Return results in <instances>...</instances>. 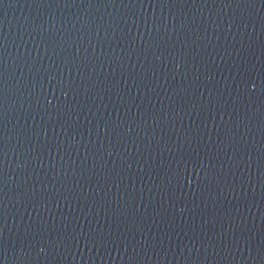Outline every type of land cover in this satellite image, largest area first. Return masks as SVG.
<instances>
[{"label":"water","instance_id":"water-1","mask_svg":"<svg viewBox=\"0 0 264 264\" xmlns=\"http://www.w3.org/2000/svg\"><path fill=\"white\" fill-rule=\"evenodd\" d=\"M0 264H264V0H0Z\"/></svg>","mask_w":264,"mask_h":264}]
</instances>
